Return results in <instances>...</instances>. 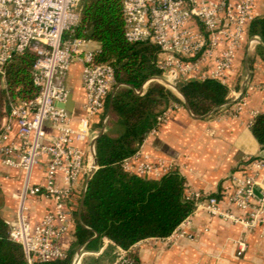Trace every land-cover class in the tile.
I'll use <instances>...</instances> for the list:
<instances>
[{"label":"built area","instance_id":"built-area-1","mask_svg":"<svg viewBox=\"0 0 264 264\" xmlns=\"http://www.w3.org/2000/svg\"><path fill=\"white\" fill-rule=\"evenodd\" d=\"M84 1L0 0V76L5 77L6 67L15 57L30 53L35 57L33 81L40 89L34 101L11 105L9 122L3 124L0 133V164L23 169L27 174L17 218L8 225L12 241L23 247L29 264L67 256L60 242L64 236L74 235L79 201L97 169L91 162L96 156L91 120L98 117L106 126L107 101L119 88L116 69L111 64L98 63V50L89 47L91 41L76 36ZM256 5L257 0H123L127 41L150 42L160 49L156 65L163 71L162 78L147 81L137 93L143 95L151 82L161 79L170 89L182 82L206 79H216L230 87L238 52L246 43L252 47L261 42L259 36L251 37L248 32L257 19ZM76 62L83 64L87 102L86 117L73 126L70 113L59 104L70 98L67 78ZM174 108L176 105L158 118L159 127ZM13 122L18 125V141L10 140ZM47 123L59 132L57 136L48 134ZM253 124L254 121L251 127ZM76 141L89 142L88 153L74 146ZM44 156L50 158L44 184L31 185L34 168ZM123 168L154 180L170 173L162 164L141 162L138 153L125 160ZM245 171L244 178L235 180L236 189L228 199L238 209H252L246 217L223 209L219 199L203 192L187 191V199L194 202L195 211L204 210L245 229L263 227L264 195L258 206L253 207L252 202L257 176L264 173V152L249 161ZM58 175L63 176L67 187L58 186ZM31 196H45L54 202L53 210L37 226L30 223L27 214L26 200ZM189 225L190 217L164 239L175 243L187 235ZM103 249L95 254H102ZM246 249V241H239L237 256H243ZM88 254L81 247L73 263L83 264ZM115 254L110 264H135L131 248H117Z\"/></svg>","mask_w":264,"mask_h":264},{"label":"trees","instance_id":"trees-1","mask_svg":"<svg viewBox=\"0 0 264 264\" xmlns=\"http://www.w3.org/2000/svg\"><path fill=\"white\" fill-rule=\"evenodd\" d=\"M81 11L76 36L98 42L101 46L96 61L116 69L119 88L107 125L110 121L119 122L122 133L111 136L105 132L96 140L97 169L79 201L74 242L67 256L34 264H72L79 248L98 252L105 247V239L111 243L105 247L102 257H110L113 262L117 248L128 250L146 239L171 236L196 209L194 202L187 199L184 177L172 171L158 180L145 179L125 171L123 162L139 152L146 137L158 129V118L173 106L186 103L194 116L205 117L229 101L230 87L216 79L180 84L178 90L185 103L158 82L152 83L143 95L138 94L147 81L163 76L156 65L159 47L150 42L127 41L123 0H86ZM90 24L94 29L92 36L88 30ZM248 32L251 37L259 36L264 44V15L250 24ZM257 54L264 59V45H259ZM248 62L252 68L253 60L249 58ZM34 63L35 57L26 53L15 57L6 67L2 78L6 82L7 111L0 120V133L11 105L34 101L39 94L32 76ZM110 102L111 98L107 107ZM251 131L264 149V113L256 116ZM0 264H29L23 247L12 241L9 225L1 217Z\"/></svg>","mask_w":264,"mask_h":264},{"label":"crops","instance_id":"crops-1","mask_svg":"<svg viewBox=\"0 0 264 264\" xmlns=\"http://www.w3.org/2000/svg\"><path fill=\"white\" fill-rule=\"evenodd\" d=\"M256 14L257 18L264 15V0H257ZM88 30L90 31L89 26ZM259 45L261 43L249 47L246 43L238 52L235 68L229 79V101L224 106L205 117H196L177 92L185 105H176L162 125L146 137L138 152L141 162L162 164L170 172H179L186 181L187 191L203 192L216 197L223 209L231 210L239 217H246L252 209H238L229 202L228 196L236 189L235 180L245 177L249 161L264 152L251 131V123L256 116L264 113V59L257 54ZM100 46L95 41L89 44L95 50H100ZM249 58L253 60L252 68L249 67ZM243 69L247 82H243L241 88L237 89L233 84L242 75ZM67 87L74 107L70 111L65 103L62 108L70 113L73 126H76L86 117L84 107L87 98L83 87L82 63L76 62L72 66ZM8 122V117H5L3 124ZM46 128L51 137L59 134L50 123H47ZM103 129L100 119L92 118L91 137L95 139L94 142ZM108 131L109 128L106 127V132ZM121 133V130H117L114 136ZM10 140L18 141V125L15 122L12 123ZM74 146L87 153L90 148L89 142L76 141ZM49 161L50 158L44 156L34 168L30 178L31 185L44 184L45 167ZM91 162L95 163V157ZM26 181L27 174L23 169L0 164V217L8 224L17 218L19 196ZM57 184L61 188L67 187L62 175L57 176ZM255 191L258 195L252 202L253 207L259 205L264 195V173L257 176ZM26 207L30 223L37 226L53 210L54 202L45 196H31L26 200ZM186 232L187 235L173 244L157 238L140 241L131 247V252L138 264H264V226L245 229L240 224L224 221L199 210L190 216ZM241 240L246 241L247 249L239 257L237 248ZM73 242V235L68 234L62 238L60 245L68 252ZM107 245L105 243V247ZM79 251L80 248L76 255Z\"/></svg>","mask_w":264,"mask_h":264},{"label":"rangeland","instance_id":"rangeland-1","mask_svg":"<svg viewBox=\"0 0 264 264\" xmlns=\"http://www.w3.org/2000/svg\"><path fill=\"white\" fill-rule=\"evenodd\" d=\"M242 75H240L237 79H236V83L233 84V87L237 88V89H240L241 88V85L243 82L246 81V73L243 69ZM159 78H162V77H159ZM155 82H158L160 83L161 85L165 86L166 87V84H165V81L163 79H161L160 81H154V82H151L146 89H148L150 87V85L152 83H155ZM247 82V81H246ZM181 84V83H180ZM178 84V86L180 85ZM168 88V87H167ZM6 89V82L5 80L0 77V120H1V117L5 114V112L7 111V108H6V102H5V94H4V90ZM170 89V88H168ZM172 90L174 93L178 94L177 93V90L175 89H170ZM108 110H109V107H107L106 109V116L108 114ZM109 120V119H108ZM108 123V122H107ZM106 127L109 128V131L107 132L109 135L111 136H114L115 133H117V130H121L122 131V125L117 122V121H110L109 124L107 125L106 124ZM110 128H111V131H110ZM113 129V131H112ZM96 262L98 261L100 264H108V263H111L112 261H110V257H102V254L100 255H96V254H88L84 257L83 259V264H91L92 262Z\"/></svg>","mask_w":264,"mask_h":264},{"label":"water","instance_id":"water-1","mask_svg":"<svg viewBox=\"0 0 264 264\" xmlns=\"http://www.w3.org/2000/svg\"><path fill=\"white\" fill-rule=\"evenodd\" d=\"M89 27H90L89 35L92 36L93 33H94V29H92V24H90ZM260 43H261V45H264L263 42H260ZM174 89L177 90V92L183 97L182 93L178 90V87H174ZM114 96H115V95H114ZM114 96L111 98V102H110V105H109V110H108V114H107V118H108V119H110V117H111L112 104H113ZM183 98H184V97H183ZM186 106H187V104H186ZM61 107H63V104H62ZM65 107H67V109L70 110V111L73 109V107H74V101H73V98H72V97L69 98V100H68V102L66 103ZM187 107H188V106H187ZM105 131H106V126L104 127L103 132L101 133V135L104 134ZM101 135H100V136H101ZM100 136H99V137H100ZM99 137H98V138H99ZM98 138H97V139H98ZM97 139H96V140H97ZM95 144H96V141L94 142V145H95ZM95 165L97 166V158H96V156H95ZM91 178H92V176H90V178H89V180H88V183L90 182ZM256 194L258 195L257 192H256ZM83 202H84V198H83ZM82 207H83V203H82V205H81V210H82ZM77 256H78V254L75 256V258H76ZM75 260H76V259H75ZM74 263H75V262H74ZM74 263H73V264H74Z\"/></svg>","mask_w":264,"mask_h":264}]
</instances>
